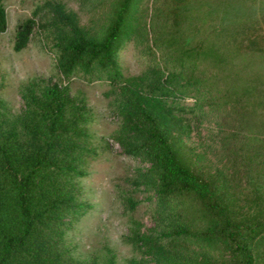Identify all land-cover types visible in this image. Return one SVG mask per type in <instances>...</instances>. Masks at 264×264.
<instances>
[{
	"label": "rangeland",
	"instance_id": "374dc122",
	"mask_svg": "<svg viewBox=\"0 0 264 264\" xmlns=\"http://www.w3.org/2000/svg\"><path fill=\"white\" fill-rule=\"evenodd\" d=\"M0 1L7 17V29L0 34V109L11 121L18 117L19 138L30 95L43 86H59L69 103V120L75 108L84 106L87 121L81 126L83 139H77L79 147L68 151L62 138L54 157L61 166L72 162L83 176H65L53 166L41 172L74 185L82 208L76 219L66 220L72 225L68 239L78 256L102 264L111 258L116 264L168 263H157L145 250L135 252L125 241L132 222L150 233L157 228L158 215L156 196L144 184L150 163L143 156L127 155L116 139L125 131L124 88L173 110L179 121L173 136L184 146L190 168L220 189L237 218L251 221L262 211L264 0H134L130 33L118 53L119 78L83 72L67 75L55 45L74 30L100 41L122 0ZM54 7L60 8L68 24L58 19ZM29 19L35 24L29 42L15 52L17 31ZM200 45V58L195 60L192 53L183 74L174 62L176 72L166 71L164 63L169 66L177 53L197 51ZM195 63L197 68L192 69ZM149 81H166L168 90L162 96L145 94L143 85ZM68 154L72 157L66 158ZM260 252L264 253V245L259 243ZM184 263L169 260V264ZM257 263L264 264L263 255ZM205 264L225 263L219 259Z\"/></svg>",
	"mask_w": 264,
	"mask_h": 264
},
{
	"label": "trees",
	"instance_id": "16d2710c",
	"mask_svg": "<svg viewBox=\"0 0 264 264\" xmlns=\"http://www.w3.org/2000/svg\"><path fill=\"white\" fill-rule=\"evenodd\" d=\"M134 6V0H122L100 41L87 39L76 30L73 35L64 34L55 45L62 70L69 76L83 72L119 78L118 53L129 36ZM54 11L68 24L59 7ZM34 25L29 19L19 28L15 52L26 48ZM6 29V12L0 1V34ZM201 52V45L197 51L183 49L169 66L164 63L166 71L170 69L172 75L177 65L183 74L192 61L191 54L196 60ZM196 68L195 63L192 69ZM163 83L144 84L145 94L162 96L168 90L167 82ZM30 96L20 130L22 138L18 136V117L11 121L0 109V264H102L92 257L78 256L68 239L72 225L66 219H76L82 208L73 183L59 182L57 175L41 176L43 168L52 166L65 176H83L72 162L61 166L54 157L62 138L68 151L79 147L77 139H83L81 126L87 121L84 106L75 108L73 120H69V103L57 84L43 86ZM122 104L125 131L116 139L127 155L143 156L150 163L144 184L156 196L158 215L157 228L150 233L141 232L132 222L126 243L137 253L145 250L157 263L169 264L173 259L176 263L205 264L223 259L225 264H258L264 256L257 253L259 243L264 245V208L251 221L237 218L220 189L192 171L184 146L173 136L179 129L173 110L158 107L147 95L131 88H124ZM33 118L43 129L36 130ZM68 155L66 158L72 157ZM104 264L116 263L111 258ZM128 264L142 263L131 260Z\"/></svg>",
	"mask_w": 264,
	"mask_h": 264
}]
</instances>
